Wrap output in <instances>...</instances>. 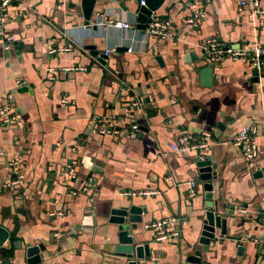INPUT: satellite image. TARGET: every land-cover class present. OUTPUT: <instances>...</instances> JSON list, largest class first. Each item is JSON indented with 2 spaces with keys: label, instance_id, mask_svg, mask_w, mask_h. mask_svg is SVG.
I'll return each mask as SVG.
<instances>
[{
  "label": "crops",
  "instance_id": "crops-1",
  "mask_svg": "<svg viewBox=\"0 0 264 264\" xmlns=\"http://www.w3.org/2000/svg\"><path fill=\"white\" fill-rule=\"evenodd\" d=\"M74 1L65 0V12ZM240 1L247 0H164L154 16L170 21L173 38L169 40L147 37L136 28V0H97V13L88 25L80 18L70 24L65 22L72 17L60 20L55 12L57 0H23L8 8L11 18L0 23V31L13 41L6 50L0 41V110L10 94L11 112L22 125L0 127V195L9 180L7 162L16 158L23 163L24 175L18 195L24 196L27 205L10 207L9 198L0 196V225L10 222L11 236L22 248L45 245L54 255L50 264H107L112 226L101 215L130 204L146 208L137 236L141 244L150 243L152 257L141 264H195L187 261L194 251L201 252L200 264H245L236 255L235 242L254 245L260 235L258 222L264 221L260 217L264 178L253 177L264 165V83L254 87L249 81L252 67L224 60L215 65L212 84L206 88L183 62L189 52L200 55L198 46L207 38L234 48L264 47L259 19L247 6L240 7ZM258 2L264 7V0ZM194 9H203L204 16L191 27L185 20ZM107 20L126 22L131 28L119 29L105 24ZM59 24H64L65 34L56 28ZM83 46L94 47L99 56L110 50L107 66ZM53 49L56 52L49 54ZM156 56L162 58V66ZM64 68L86 71L65 72ZM117 81L129 82L132 88L123 90ZM132 90L144 95L150 91L153 104L135 117L121 119L122 125L135 122L148 131L139 138L89 135V120L123 114L122 105L133 100L128 95ZM217 123L224 126L223 131L208 140L200 156L216 165L213 198L231 218L226 235L205 252L198 243L206 205L194 166L198 151L178 154L170 144L182 135L199 138L204 131L212 133ZM242 127L258 131V154L251 166L232 145ZM70 163L75 177L72 188L81 189L87 180L93 181L76 196L69 194L61 176ZM144 190L157 194L121 195ZM63 208L65 216L57 215ZM82 218L85 223L80 227ZM170 218L176 220L179 237L151 243L154 233L144 226ZM61 238L67 239L62 244L51 241ZM13 255L0 254V260L19 264L22 253Z\"/></svg>",
  "mask_w": 264,
  "mask_h": 264
},
{
  "label": "water",
  "instance_id": "water-1",
  "mask_svg": "<svg viewBox=\"0 0 264 264\" xmlns=\"http://www.w3.org/2000/svg\"><path fill=\"white\" fill-rule=\"evenodd\" d=\"M97 0H75L72 4L68 5V10L65 12L64 7L56 10L55 12L61 15L60 20L64 21L65 17H72V20L69 22H65V24H70L74 19L80 18L84 22L85 25H88L92 18L95 17L97 12L95 11V5ZM144 5L140 6V0H136L137 2V20H136V28L138 30L144 31L146 24L150 23L151 16L157 12L164 0H143ZM59 18V17H58ZM63 25H56V28L59 30L61 34H65L66 29ZM83 50H92L89 55L92 57H96L98 54L95 52V48L92 46H83ZM81 51V49H80ZM106 57L100 55L97 58V62L102 66L106 67L107 64L105 62ZM155 60L157 63L162 66V58L160 56H156ZM184 64H187L190 67V70L187 72H191L195 75L201 85L203 87L209 88L212 84L213 78V65L207 63L205 59L197 55V53L189 52L184 56ZM113 73V71H110ZM250 83L256 87L261 83H264V66L258 71L253 69L251 71V77L249 79ZM121 86V89L125 90L127 88H132V84L129 82L126 84H121L119 81L116 83ZM140 92V91H139ZM128 95L132 97L133 100L125 102L122 105V109H128L134 101V97H139L143 106L139 108H133L129 115H126L124 112L121 114V119L127 117H135L137 112L143 110V108H150L151 105L147 104V100L144 99V94L141 91L138 93L135 90L128 92ZM137 95V96H136ZM143 97V98H142ZM143 125V124H140ZM11 128V127H10ZM224 126L222 124L217 123L215 128L212 130L213 137H219L220 131H223ZM140 132L136 133L134 136L138 138L141 137L142 132H147L148 130L142 126L139 128ZM201 153L198 151L196 153V159L194 160V166L199 173V180L203 184L204 189V198L206 200L205 205V218L203 221L202 231L198 240V243L202 246V250L207 252L209 247L215 243H218V240H222V238L226 235V226L231 218V215L224 212V205H218L217 201L214 200L213 196V181L217 178V167L211 161L209 157H201ZM253 177L255 179L264 178V165L260 166L253 173ZM88 186L90 188L91 184ZM21 187H6L5 191L1 193V198H9L8 206L13 207L16 204L27 205L24 199V196L18 195ZM60 211V210H59ZM88 211V208H87ZM63 215L67 213L66 209H62ZM146 213V208L143 206H135V205H122L118 208L111 209L106 214L101 215V217L106 218L107 222L111 228H109L110 238H111V247L112 250L110 252V261L107 264H141V262H148L152 257V247L150 243L141 244L138 239V225L143 222L142 215ZM84 217V216H83ZM84 218L80 222V227L84 224ZM259 227V237L258 241L254 245H244L243 242H235L236 244V255L241 257L245 261V264H264V221L258 222ZM76 229H79V226H76ZM14 227L11 226L10 222H6V225H0V254L8 255L9 257L14 256L13 252H21L22 256L19 257V264H50L49 260L54 257V255L49 251L45 245L37 244L30 245L27 244L23 248L20 245V242L16 240L13 234ZM218 230V233H217ZM70 235H73L71 233ZM67 238H61L57 241L52 239L51 241L56 244H62ZM254 240V239H251ZM156 243L154 237L152 238L151 243ZM12 245V249L8 248V245ZM52 244V243H51ZM16 257V256H15ZM201 252L194 251V253L187 258V261L195 264L201 263ZM7 262L5 264H9ZM3 262V261H2ZM4 264V263H2Z\"/></svg>",
  "mask_w": 264,
  "mask_h": 264
},
{
  "label": "built area",
  "instance_id": "built-area-1",
  "mask_svg": "<svg viewBox=\"0 0 264 264\" xmlns=\"http://www.w3.org/2000/svg\"><path fill=\"white\" fill-rule=\"evenodd\" d=\"M23 0H0V23L8 21L11 17L7 13L8 8L13 4H19ZM204 2H208L209 0H202ZM65 4V0H57L56 10L61 9ZM140 6L144 5V1L140 0ZM240 7L247 6L250 10L252 16L259 19V28L264 29V7L260 6L258 0H247L240 1ZM194 8L196 6H193ZM203 9H194L193 14L185 20V24L191 27H196L197 23L203 18ZM107 25H111L117 27L119 29L128 30L131 26L122 21H114L107 20L105 22ZM144 35L156 40H169L173 38V33L170 29V21L160 19L154 14L151 16L150 23L146 24L144 31ZM0 41L4 45V49L8 48V44L13 41L11 36L7 38L3 37L2 32L0 31ZM199 54L202 56L205 61L213 66L223 62L224 60H229L230 62H239L242 64H247L252 69L260 71L264 66V47L259 45H252L249 48H234L231 45H225L217 38H207L203 40L198 46ZM56 50H50L49 54L55 53ZM110 50H106L103 52L104 57H108ZM97 55L94 58H98ZM65 72L71 70H84L86 68H64L61 69ZM50 72H54L53 69H49ZM53 80V77L50 78ZM11 99L10 94L6 95V106L0 110V127H11V126H21L22 122L20 117L14 112H11V108L9 106V100ZM144 99L147 100V104H153V97L150 91L144 95ZM61 102L66 104L67 101L62 99ZM143 106L141 100L132 101L130 107L124 110L126 115H129L130 111L133 108H141ZM123 121L120 117L114 115H106L100 118H92L88 122L87 133L89 135L96 136H134L137 132H139V125L135 122L131 123L128 127L122 125ZM258 136V131L255 127H242L234 137L232 141V145L241 150L243 158L246 162V165L251 166L252 162L257 158L258 150L256 139ZM262 136L264 137V129L262 131ZM213 137L210 131H204L200 134L199 138H194L191 135H182L180 136L176 142L170 144L171 149L178 154H185L192 151H200L207 149L209 146V139ZM7 170L9 173V180L5 186L7 187H15L21 186L23 183V163L18 159L13 158L7 162ZM74 167L73 165L66 164L64 166V170L61 172L62 178L65 179L63 185L66 189L69 190V194L72 196H76L80 192H86L89 184L92 181V178L87 180L81 189L72 188L70 182H75V177L73 175ZM168 181L172 180L171 178H167ZM190 187L194 188L195 183L190 182ZM157 194V192L144 190L138 193L134 192H122L121 195L123 197H132L135 195L139 196H152ZM240 212L244 213V210ZM57 215L62 216L63 213L58 211ZM260 217L264 220V211L260 212ZM176 220L174 218L157 220L154 222H150L144 226L146 230H149L154 233V239L156 243H161L168 240H173L179 237V232L175 228L174 223ZM2 260H0V264H2Z\"/></svg>",
  "mask_w": 264,
  "mask_h": 264
}]
</instances>
